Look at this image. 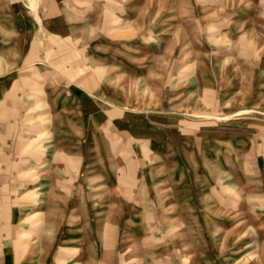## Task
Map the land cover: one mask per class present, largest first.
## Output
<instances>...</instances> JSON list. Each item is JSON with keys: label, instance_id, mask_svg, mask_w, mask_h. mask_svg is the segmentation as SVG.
I'll use <instances>...</instances> for the list:
<instances>
[{"label": "rangeland", "instance_id": "374dc122", "mask_svg": "<svg viewBox=\"0 0 264 264\" xmlns=\"http://www.w3.org/2000/svg\"><path fill=\"white\" fill-rule=\"evenodd\" d=\"M0 264H264V0H0Z\"/></svg>", "mask_w": 264, "mask_h": 264}]
</instances>
